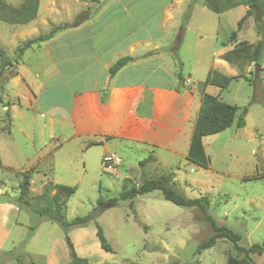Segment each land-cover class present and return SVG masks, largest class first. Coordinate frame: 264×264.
Masks as SVG:
<instances>
[{
  "label": "crops",
  "instance_id": "0c3cea01",
  "mask_svg": "<svg viewBox=\"0 0 264 264\" xmlns=\"http://www.w3.org/2000/svg\"><path fill=\"white\" fill-rule=\"evenodd\" d=\"M3 1L17 8L24 0ZM48 1L55 3L54 0ZM172 1L166 0L155 8L154 0H112L78 26L32 44L17 60L11 61L13 65L6 71V78L0 86V107L4 111L0 136L11 135V130L15 128L32 141L38 140L39 144H32L34 153L29 165L16 171L2 155L4 150L10 151L6 140L0 137V168L12 171L14 175L9 182L1 181L0 189L11 186L18 189L21 180L18 173L31 167L29 189L33 196L39 195L47 182L71 186L78 182L88 167L95 168L105 155L110 154L121 159L114 169L118 167L124 171L122 188L130 183L137 185L142 176L154 178L168 173H172L176 188L182 185L192 187L191 181L185 180L181 184L172 169L167 173L151 175L160 173L159 170L168 164L170 158L178 162L186 160L187 165L192 166L189 171L204 168L186 157L200 98L204 92L216 95L223 101V90L233 81L240 86L244 81L253 80L257 93L255 102L249 103L244 111V126L237 128L233 124L235 132L228 135L226 142L234 143L243 140L244 136L253 140V137L261 135L259 130L264 124V65L256 70L254 64L249 63L239 70L220 57L238 41L254 43L260 36L255 32L249 37L242 36L243 24L236 37L228 41L229 35L219 39L215 29L214 37L219 39V47L214 51V68L209 71L216 70L227 76L241 75L220 89L215 85H204L205 78L194 83L191 75H185L182 71L184 86L177 91L174 89L175 65L170 63L171 56L162 49L171 42L164 25L171 18L169 4ZM45 2L39 0L36 16L26 23L0 20V48L9 58L14 56L19 43L38 36L45 27L48 15L53 14L52 10L43 12ZM237 6H243V14L247 10L244 5ZM228 10L214 13L220 16ZM139 46L148 52L141 58L136 57ZM125 54L134 56L136 60L109 79V66ZM228 68L231 69L230 74L222 72ZM10 70H13V74ZM229 104L238 107L237 115L241 113V107L236 103ZM227 129L229 127L220 133ZM207 136L201 139L206 156V147L210 146V143L204 142ZM258 140L260 144L264 142L262 137ZM125 149L130 152L141 150L148 157L141 164L137 162L139 168L135 165L127 168L123 166L122 152ZM260 160H264V156H258V164ZM135 172L141 173L140 181L133 177L132 173ZM246 176L250 177L251 174H244L240 178ZM138 196L132 201L135 202ZM21 210L15 200L0 199V264H67L68 250L60 246L62 251H57L58 245L50 239H47L41 252L37 249L26 253L22 251L37 238L39 227L45 220L35 215L36 223L30 225L32 215L23 221L19 219ZM147 226L146 234L150 231ZM87 228L88 225H85L68 231L73 247L80 257L86 259L90 254L102 256L103 249L97 247L96 228H90L89 241L82 242L88 233ZM230 255L237 257L239 253L230 252ZM35 257L39 260H35ZM94 262L105 264L100 259Z\"/></svg>",
  "mask_w": 264,
  "mask_h": 264
},
{
  "label": "rangeland",
  "instance_id": "374dc122",
  "mask_svg": "<svg viewBox=\"0 0 264 264\" xmlns=\"http://www.w3.org/2000/svg\"><path fill=\"white\" fill-rule=\"evenodd\" d=\"M46 1L43 12L52 10L53 14L48 15V21L40 30V34L49 33L52 27L59 23H70L76 18H90L112 0H54L55 3ZM164 1L166 0H154V7H160ZM169 11L171 18L164 25L168 32L167 38L172 42L176 33L181 36L176 56L168 49L165 50L171 56L170 63L173 62L175 65L181 62V70L185 75L190 74L194 83L201 81L207 72L214 68V51L219 47L217 41L226 38L235 28L237 20L243 15V6H237L219 16L202 6L201 2L173 0L169 4ZM183 17H186V23H182ZM243 24L245 25L242 36L249 37L253 32L259 35L257 33L259 29L264 32V15L260 13V20L257 21L256 13L251 14ZM180 28L182 29L179 31ZM215 29L218 32V40L214 37ZM146 54L147 49L139 46L136 57L141 58ZM262 64L264 65V52ZM10 65L13 63L10 62L3 69L0 86L4 83ZM10 71L13 74V70ZM222 72L230 74L231 69ZM256 93L253 80L244 81L240 86L233 81L223 90L222 98L225 102L236 103L241 107L239 112H244L249 103L255 102ZM3 116L4 111L0 107V128L4 124ZM259 131L261 135L253 137V140L245 139L244 136L243 140L234 143L226 142L228 135L235 132L233 126L224 133L209 135L204 139L205 143H210V146L206 147L209 158L207 168L197 167L189 171L192 166L187 165L186 160L178 162L177 159L170 158L168 164L159 170L160 173L151 176L167 173L172 169L181 184L185 180L193 184L192 187L182 185L175 188L186 197L194 198L201 194L208 196L210 200L208 214L218 225H226L240 234L241 246L248 247L253 243H260L264 240V160H260L258 164L257 158L264 156V142L260 144L258 140L262 137L264 141V124ZM3 138L10 151L2 152L6 161L11 163L16 171L29 165L28 162L34 153L32 144L38 145V140L32 141L15 128L11 130V135ZM122 154L123 166L127 168L131 165L139 168L137 162L141 164L148 157L141 150L130 152L125 149ZM176 166H179L178 170ZM123 174L124 171L118 167L105 170L102 162H98L93 169L88 167L78 182L71 185L75 192L68 199L65 217L71 219L89 214L97 206L100 198L103 202L112 200L116 202L114 199L117 198L124 183ZM244 174L251 176L241 179ZM132 175L140 181V172ZM13 178L12 171L0 168V182H9ZM17 192L16 187L2 188L0 199L16 200ZM28 202L21 204L19 219L24 221L26 217L32 215L30 225H33L36 223L35 215H38L35 209L40 205L41 199L39 196L30 197ZM40 218L45 221L39 227L37 238L31 245L22 248V251L26 253L37 249L41 252L47 239H50L58 245L57 251L61 252L60 246H64L69 252L61 225L43 216ZM96 222L102 227L113 253L102 250V256L90 254L86 260L91 264H97L94 262L95 259H100L105 264H223L230 252L234 254L237 252L231 242L219 239L215 246L202 249L197 254L198 244L212 232L209 221L198 208L178 206L163 199L159 190L139 195L135 202L117 201L115 206L107 207L96 218ZM146 224L150 227L147 234ZM87 225L88 235L85 234L83 243L89 241L90 228L95 229L94 222ZM94 238L96 239L95 236ZM97 247H100L99 243ZM76 253L80 254L77 251ZM252 258L256 264H264V253L252 255ZM34 259L39 260L36 257Z\"/></svg>",
  "mask_w": 264,
  "mask_h": 264
},
{
  "label": "trees",
  "instance_id": "16d2710c",
  "mask_svg": "<svg viewBox=\"0 0 264 264\" xmlns=\"http://www.w3.org/2000/svg\"><path fill=\"white\" fill-rule=\"evenodd\" d=\"M194 2H201L202 5L207 7L213 12L220 13L233 8L237 5L247 6L245 13L237 20L235 28L230 32L228 41L233 40L245 19L259 11L264 15V0H191ZM39 0H24L22 4L17 8H12L7 5L3 0H0V20L9 21L12 23H26L32 20L37 14ZM88 17L76 18L70 23H59L52 27L49 33L39 34L36 37L26 39L19 43L15 48L14 56L7 58L6 53L0 48V76L3 69L9 65L13 60H17L18 57L30 47L32 44L40 43L55 36L57 33L69 28H73L86 21ZM182 23H186V17H183ZM181 23V24H182ZM259 25V23L257 22ZM182 29V28H181ZM260 35L254 43L247 41H238L230 49L220 55V57L230 64H233L239 70H243L244 66L249 63H253L256 70L261 69V60L264 52V32L260 29L257 31ZM181 41V36L177 33L174 40L164 47V50L172 52L173 56H176L178 46ZM136 60L132 55L125 54L118 57L108 68L109 79H111L122 67L128 63ZM173 75L176 78L175 90L179 91L184 86V77L181 70V62L175 63ZM227 76L211 70L208 72L204 79V85L211 84L224 89L228 83L240 76ZM238 107L234 104L226 103L220 100L216 95L208 93H202L200 98V108L198 111L197 119L194 125V129L191 135L189 149L187 152V160L195 163L196 165L204 168L208 165V158L204 153L201 139L203 136L212 135L218 133L233 124L237 128L244 126V112L237 115ZM143 163V162H141ZM33 168H29L25 171L19 172L21 180L18 184V199L15 203L21 206V204H28L30 197H37L41 199V203L36 207L35 211L39 216L46 217L52 222H57L61 225L64 231V238L69 249V262L67 264H88L86 258L80 257L68 236V231L72 228L82 227L88 223L94 222L96 228V236L100 243L101 248L106 252H112V248L108 243L102 227L96 222V218L107 208L115 206L117 201L132 200L141 194H145L154 190L161 191L163 199L182 207L198 208L209 221L211 227V234L202 240L197 246V254L202 249H207L215 245L217 240L223 239L232 243V246L238 251L239 256L228 255L224 264H256L252 258V255H262L264 253V240L260 243H253L248 247L241 246L239 244L240 234L233 231L225 225H218L214 218L208 214L209 199L205 195L199 197H186L175 188V183L172 180V173L163 174L158 177H144L141 182L136 184L130 183L125 185L118 193L116 202L109 201L103 202L102 199H98L97 206L93 210L84 216H76L71 219L65 217L66 202L68 198L73 194L75 188L70 185L57 184L53 182H47L43 185L42 191L39 195L33 196L30 193L29 182ZM22 201V202H21ZM24 201V202H23ZM20 262V259H19ZM172 264V263H171Z\"/></svg>",
  "mask_w": 264,
  "mask_h": 264
},
{
  "label": "built area",
  "instance_id": "2783aa9c",
  "mask_svg": "<svg viewBox=\"0 0 264 264\" xmlns=\"http://www.w3.org/2000/svg\"><path fill=\"white\" fill-rule=\"evenodd\" d=\"M121 159L113 154L105 155L103 157L102 163L105 170H112L116 165L120 163Z\"/></svg>",
  "mask_w": 264,
  "mask_h": 264
},
{
  "label": "water",
  "instance_id": "95a60500",
  "mask_svg": "<svg viewBox=\"0 0 264 264\" xmlns=\"http://www.w3.org/2000/svg\"><path fill=\"white\" fill-rule=\"evenodd\" d=\"M256 20L259 21L260 20V12L259 11H256ZM155 52H157L158 50H154ZM150 53H154V52H150Z\"/></svg>",
  "mask_w": 264,
  "mask_h": 264
}]
</instances>
